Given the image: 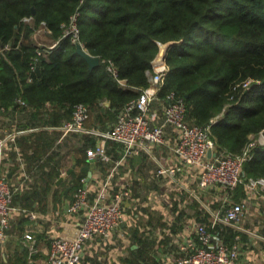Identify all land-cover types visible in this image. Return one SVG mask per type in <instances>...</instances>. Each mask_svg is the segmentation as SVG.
Wrapping results in <instances>:
<instances>
[{
    "label": "trees",
    "instance_id": "obj_1",
    "mask_svg": "<svg viewBox=\"0 0 264 264\" xmlns=\"http://www.w3.org/2000/svg\"><path fill=\"white\" fill-rule=\"evenodd\" d=\"M74 14L80 43L100 60L92 68L77 53L71 35L64 36ZM40 26L51 41L59 40L53 49L32 41ZM170 42L169 71L160 99L174 91L185 102L188 122L210 124L218 148L241 154L250 136L264 130V0H0V106L7 109L22 98L29 107L22 126H57L71 118L75 104L83 103L89 111L87 126L109 130L123 106L149 85L148 73L159 44ZM32 67H39V74ZM247 80L250 86L242 87ZM46 103L52 110L42 112ZM74 137L80 142L72 147L79 155L77 163L86 165L71 191L60 194L68 202L83 186L88 172L86 150L96 143L88 136ZM57 138V133L41 131L18 141L28 171L36 168L37 172L32 173L28 189L13 197V205L46 212L48 194L61 175L62 150L71 140L55 147ZM251 155L242 173L246 178H264V144H256ZM8 162L15 172L12 150ZM243 194L240 185L235 199ZM144 228L139 220L129 230L138 246H129L120 263L150 259L155 242ZM234 236L227 229L225 241L233 242ZM91 259L86 256L80 264L102 262L101 256ZM5 264L33 263L17 244Z\"/></svg>",
    "mask_w": 264,
    "mask_h": 264
},
{
    "label": "built area",
    "instance_id": "obj_2",
    "mask_svg": "<svg viewBox=\"0 0 264 264\" xmlns=\"http://www.w3.org/2000/svg\"><path fill=\"white\" fill-rule=\"evenodd\" d=\"M76 18L77 14L71 17L64 36L71 35L72 42L85 49L78 38ZM58 42L51 41L45 48L53 49ZM172 44H159L152 72L148 73L149 85L123 106L109 130L87 126L89 111L83 103L75 104L71 118L57 126H22L27 121L25 111H29L22 98H17L7 109L0 106V249L7 241L16 211L31 220L37 218L36 213L12 203L15 195L28 189L32 173L37 172L36 168L28 171L18 141L41 131L58 134L55 147L74 135L99 137L86 150L89 162L112 161L110 141L121 149V158L113 162L93 194L82 179L83 186L73 193L67 208L68 213L81 218L80 223L75 233L52 240L46 264H80L85 257L86 242L96 238L102 240L100 245L116 247L119 241L131 237L129 229L122 225L138 208L145 212L146 236L155 242L150 259L139 264H240L242 234L264 242V178H246L242 173L243 164L252 157L251 149L256 144H264L262 132L256 141L250 136L241 154H233L218 148L210 124L201 126L187 121L182 97L169 91L160 99L159 93L169 71L166 55ZM109 69L116 75L113 68ZM250 83L251 80H247L242 87L248 88ZM51 110L50 103H46L41 111ZM11 150L16 154L15 172L9 169ZM163 153L165 158H162ZM137 155L148 156L155 164L152 179L156 180L158 191L145 203L133 197L130 189L118 188L112 183L116 170ZM240 185L244 194L236 200V189ZM166 197L169 198L167 205L161 202ZM158 207L164 208V213L159 220L161 225L154 229L157 219L151 210ZM254 219L259 230L256 233L247 225ZM253 224L256 223L250 225ZM227 229L235 233L231 243L225 241ZM22 244L29 262H33L38 252L34 235L25 233Z\"/></svg>",
    "mask_w": 264,
    "mask_h": 264
},
{
    "label": "crops",
    "instance_id": "obj_3",
    "mask_svg": "<svg viewBox=\"0 0 264 264\" xmlns=\"http://www.w3.org/2000/svg\"><path fill=\"white\" fill-rule=\"evenodd\" d=\"M104 106H108V103L105 102ZM84 136H88V138H92L94 140L96 139V141L99 139V137L89 135ZM79 143L80 142H77L76 145ZM108 145L109 154L112 158V161L109 163L104 164L98 162H89L86 157L85 162L88 165V172L85 181L88 184L91 194H93L103 183L104 178L107 176L111 170V167L113 166V162L121 158V149H119V146L115 143H109ZM74 146L75 144L72 142L68 144V147H65L62 150L60 171L63 173L64 178L57 183L59 179L58 177L55 184L52 185L48 194L46 212L41 213L36 210L31 211L36 213V220H31L26 215H20L18 211L12 215V227L7 233L8 235L6 242L7 246L11 243V246L8 247V251L10 252V255L8 256L9 258H13L14 248L17 244H20L22 246V250L26 251L22 244V240L25 233H32L36 239L38 248V252L36 254H39L40 256L36 257L33 262H29V260L28 262L33 264H46V255L49 251L52 240L55 237L65 234H73L76 232L81 218H78L76 215L67 212L65 209V202L68 200H62L60 196L62 193L67 194L71 191V186L73 185L75 177L81 173L86 165L82 162L79 164L77 163L79 155L76 154ZM72 147L74 148L72 149ZM165 157L166 155L163 153L162 158ZM154 168L155 164L150 157L145 155L134 156L128 159L116 170V172L113 174L112 183L118 188L131 189L135 196H137L135 197L136 199H143L144 201L148 202L150 195L158 191L156 180L152 179ZM62 173L60 176H63ZM67 189L68 191L66 193L65 191ZM161 202H165L167 205L169 198L166 197ZM135 210H137V212L132 215L131 219H125L122 228H127L130 230L135 226L136 221L141 220L142 222L145 212L139 211V208ZM151 213H154V216L157 219V222L155 225H153L154 229H156L159 225H161L159 220L164 213V208L158 207L155 209V211L151 210ZM24 216H26L27 220L22 219ZM252 223L256 224L250 225ZM247 225L255 233L259 231L255 219L253 221L250 220ZM130 236V238L121 240V244L115 248H105L104 245H100L102 241L100 238L87 241L85 244L84 256H87V258L90 259L92 258L91 261L93 259L95 261L96 258L101 256L98 251H104V253H106V259L104 262H101V264H123L120 263V259L128 256L129 246L132 245L131 248H136L138 246L132 235ZM241 242L240 264H264V242L258 239H251L246 234H242ZM100 246H102L101 249ZM88 263L89 262L86 264ZM89 264H93V262H90Z\"/></svg>",
    "mask_w": 264,
    "mask_h": 264
},
{
    "label": "rangeland",
    "instance_id": "obj_4",
    "mask_svg": "<svg viewBox=\"0 0 264 264\" xmlns=\"http://www.w3.org/2000/svg\"><path fill=\"white\" fill-rule=\"evenodd\" d=\"M27 21H31L30 18L26 19ZM32 41L39 47H48L49 45H51V40L50 38H48V34L45 30V28H43L42 26H40L33 34L31 37ZM258 138V136L254 137L251 135V140L252 141H256ZM72 140H70V143L74 142L75 146L78 142L77 138L72 137ZM7 242V241H6ZM99 254H101V261L104 262L105 261V254L104 251H98ZM10 255V252L8 251V246L7 243H5L4 247L2 249H0V264H5L7 263V259L9 258L8 256ZM2 256H4L5 260L4 262L2 261ZM107 256V255H106Z\"/></svg>",
    "mask_w": 264,
    "mask_h": 264
},
{
    "label": "water",
    "instance_id": "obj_5",
    "mask_svg": "<svg viewBox=\"0 0 264 264\" xmlns=\"http://www.w3.org/2000/svg\"><path fill=\"white\" fill-rule=\"evenodd\" d=\"M34 13H35V10H34V8H32V14H34ZM75 46H76L77 53L83 59H85L87 61L88 65H89V68H92V67H94V66H96V65H98L100 63V60H99L98 57L90 55L85 49H83V47L79 43H77ZM36 73L39 74V67H36ZM261 134H262V136L264 138V130L262 131ZM207 155L210 156V151H208ZM11 175H12V173H9L8 176L10 177ZM63 178H64V175L60 176L58 181H57V183L59 181H61ZM67 191H68V189L65 192L67 193ZM68 205H69V202L66 201L65 202V209L66 210L68 208Z\"/></svg>",
    "mask_w": 264,
    "mask_h": 264
}]
</instances>
